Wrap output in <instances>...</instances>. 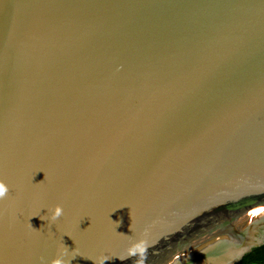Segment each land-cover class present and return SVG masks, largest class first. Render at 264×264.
Instances as JSON below:
<instances>
[{"label":"water","instance_id":"1","mask_svg":"<svg viewBox=\"0 0 264 264\" xmlns=\"http://www.w3.org/2000/svg\"><path fill=\"white\" fill-rule=\"evenodd\" d=\"M0 183V264L241 261L264 0H0Z\"/></svg>","mask_w":264,"mask_h":264},{"label":"trees","instance_id":"2","mask_svg":"<svg viewBox=\"0 0 264 264\" xmlns=\"http://www.w3.org/2000/svg\"><path fill=\"white\" fill-rule=\"evenodd\" d=\"M262 264L264 263V245L253 249L250 253L246 254L243 259L237 264Z\"/></svg>","mask_w":264,"mask_h":264},{"label":"clouds","instance_id":"3","mask_svg":"<svg viewBox=\"0 0 264 264\" xmlns=\"http://www.w3.org/2000/svg\"><path fill=\"white\" fill-rule=\"evenodd\" d=\"M7 191H8L7 187L3 183H0V198H3ZM59 214H60V210L56 209L53 215L55 217L56 215ZM54 264H61V262L57 260L54 262Z\"/></svg>","mask_w":264,"mask_h":264},{"label":"flooded vegetation","instance_id":"4","mask_svg":"<svg viewBox=\"0 0 264 264\" xmlns=\"http://www.w3.org/2000/svg\"><path fill=\"white\" fill-rule=\"evenodd\" d=\"M262 246H263V245H262ZM260 247H261V246H260ZM258 248H259V247H258ZM255 249H256V248H255ZM242 259H243V258H242ZM239 262H240V261H239ZM239 262H238V263H239ZM236 264H237V263H236ZM260 264H261V263H260ZM262 264H264V263H262Z\"/></svg>","mask_w":264,"mask_h":264},{"label":"snow or ice","instance_id":"5","mask_svg":"<svg viewBox=\"0 0 264 264\" xmlns=\"http://www.w3.org/2000/svg\"><path fill=\"white\" fill-rule=\"evenodd\" d=\"M261 211H264V209H261Z\"/></svg>","mask_w":264,"mask_h":264}]
</instances>
